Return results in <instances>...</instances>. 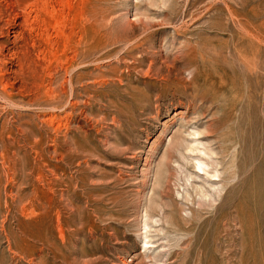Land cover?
<instances>
[{"label":"rangeland","instance_id":"rangeland-1","mask_svg":"<svg viewBox=\"0 0 264 264\" xmlns=\"http://www.w3.org/2000/svg\"><path fill=\"white\" fill-rule=\"evenodd\" d=\"M0 264H264V0H0Z\"/></svg>","mask_w":264,"mask_h":264},{"label":"bare ground","instance_id":"bare-ground-1","mask_svg":"<svg viewBox=\"0 0 264 264\" xmlns=\"http://www.w3.org/2000/svg\"><path fill=\"white\" fill-rule=\"evenodd\" d=\"M52 102H53V101H52ZM197 160H198V159H197ZM196 162H198V161H196ZM200 163H202V162H200ZM202 166H203V164H202ZM202 166L200 167V170H203V169H202ZM203 168H205V167H203ZM204 171H205V170H204Z\"/></svg>","mask_w":264,"mask_h":264}]
</instances>
